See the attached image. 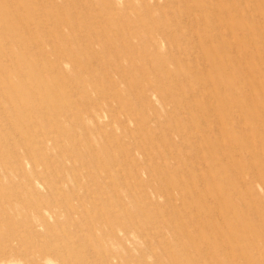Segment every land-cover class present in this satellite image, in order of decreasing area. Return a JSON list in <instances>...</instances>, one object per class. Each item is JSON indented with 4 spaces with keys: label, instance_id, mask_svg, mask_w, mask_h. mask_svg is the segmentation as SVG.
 I'll list each match as a JSON object with an SVG mask.
<instances>
[{
    "label": "rangeland",
    "instance_id": "1",
    "mask_svg": "<svg viewBox=\"0 0 264 264\" xmlns=\"http://www.w3.org/2000/svg\"><path fill=\"white\" fill-rule=\"evenodd\" d=\"M0 264H264V0H0Z\"/></svg>",
    "mask_w": 264,
    "mask_h": 264
},
{
    "label": "bare ground",
    "instance_id": "2",
    "mask_svg": "<svg viewBox=\"0 0 264 264\" xmlns=\"http://www.w3.org/2000/svg\"><path fill=\"white\" fill-rule=\"evenodd\" d=\"M158 144V143H157ZM171 174V173H170ZM173 191V190H172ZM212 205V204H211ZM188 234V233H187ZM253 238V237H252ZM255 240V239H254ZM103 258H105V257H103Z\"/></svg>",
    "mask_w": 264,
    "mask_h": 264
}]
</instances>
